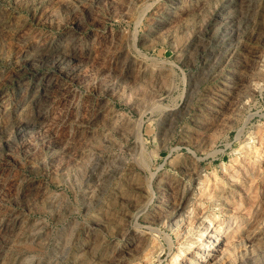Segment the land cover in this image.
I'll return each instance as SVG.
<instances>
[{
	"label": "rangeland",
	"instance_id": "374dc122",
	"mask_svg": "<svg viewBox=\"0 0 264 264\" xmlns=\"http://www.w3.org/2000/svg\"><path fill=\"white\" fill-rule=\"evenodd\" d=\"M0 264H264V0H0Z\"/></svg>",
	"mask_w": 264,
	"mask_h": 264
},
{
	"label": "bare ground",
	"instance_id": "6f19581e",
	"mask_svg": "<svg viewBox=\"0 0 264 264\" xmlns=\"http://www.w3.org/2000/svg\"><path fill=\"white\" fill-rule=\"evenodd\" d=\"M251 234H253V233H251ZM248 237V236H247ZM249 237H251V236H249ZM142 239V238H141ZM247 239V238H246ZM260 240V239H259ZM250 242H252V241H250ZM259 242V241H258ZM251 245V244H250ZM138 246V245H137ZM217 250V249H216Z\"/></svg>",
	"mask_w": 264,
	"mask_h": 264
}]
</instances>
